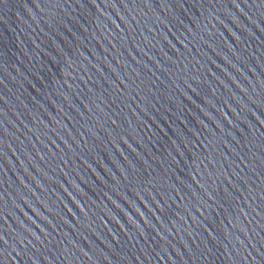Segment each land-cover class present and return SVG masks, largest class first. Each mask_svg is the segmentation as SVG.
Returning a JSON list of instances; mask_svg holds the SVG:
<instances>
[{
    "label": "water",
    "instance_id": "95a60500",
    "mask_svg": "<svg viewBox=\"0 0 264 264\" xmlns=\"http://www.w3.org/2000/svg\"><path fill=\"white\" fill-rule=\"evenodd\" d=\"M0 264H264V0H0Z\"/></svg>",
    "mask_w": 264,
    "mask_h": 264
}]
</instances>
